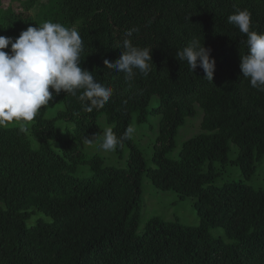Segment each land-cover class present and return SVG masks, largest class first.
Masks as SVG:
<instances>
[{
	"label": "trees",
	"instance_id": "trees-1",
	"mask_svg": "<svg viewBox=\"0 0 264 264\" xmlns=\"http://www.w3.org/2000/svg\"><path fill=\"white\" fill-rule=\"evenodd\" d=\"M14 1L23 10H6L0 35L15 39L46 21L76 29L81 66L113 95L88 113L62 91L29 129L0 127V264H264V188L248 183L264 159V91L242 75L247 37L228 22L246 9L252 30L264 32V0ZM134 27L139 31L125 36ZM193 38L211 49L213 82L201 67L192 72L176 58ZM124 39L152 49L148 75L136 70L128 81L107 69L104 60L121 56ZM154 96L159 105L152 113L161 120L152 167L132 139L115 150L129 149L126 168L106 166L80 149L79 142L99 140L103 115L118 137L133 119L146 123ZM59 104L64 108L46 118ZM196 107L203 113L201 131L183 144L179 159H170L179 128L196 116ZM57 122L74 129L63 133ZM231 143L238 148L233 158ZM79 166L92 175L78 177ZM228 167H238L242 178L218 185ZM143 176L160 191L194 198L200 224L154 216L139 234ZM217 228L225 240L212 235Z\"/></svg>",
	"mask_w": 264,
	"mask_h": 264
},
{
	"label": "clouds",
	"instance_id": "clouds-1",
	"mask_svg": "<svg viewBox=\"0 0 264 264\" xmlns=\"http://www.w3.org/2000/svg\"><path fill=\"white\" fill-rule=\"evenodd\" d=\"M228 22L247 37L248 52L241 55L242 75L250 79L253 88L264 91V32L252 30L251 13L246 9L234 11ZM138 31V28H131L125 36L131 37ZM9 46L10 51H5ZM118 48L122 49L118 59L104 60L107 69L123 72L128 81L136 75V70L148 75L153 62L152 49L134 46L129 39H124L122 47ZM82 51L79 32L59 22L46 21L38 27L29 26L15 39L0 35V127L18 124L24 131L26 123L33 121L38 111L62 91L76 97L84 112L104 108L113 89L102 85L92 71L81 66ZM176 58L186 62L192 72L201 67L204 78L213 82L216 60L200 39H191L176 52ZM135 132L136 128L129 125L118 137L108 127L99 146L106 152L115 151L118 146L123 147L125 140L132 139Z\"/></svg>",
	"mask_w": 264,
	"mask_h": 264
},
{
	"label": "rangeland",
	"instance_id": "rangeland-1",
	"mask_svg": "<svg viewBox=\"0 0 264 264\" xmlns=\"http://www.w3.org/2000/svg\"><path fill=\"white\" fill-rule=\"evenodd\" d=\"M0 18H2L9 7L14 8L16 11H21L22 6L19 2L14 0H0ZM35 10L31 11V14H35ZM159 105L158 97H152L150 104L147 108V122L143 124H137L135 119H133L131 125L136 128V132L132 137L133 143L141 150L145 160L149 167H152V156L154 154V148L156 139L159 134L160 120L161 116L152 113L153 109L157 108ZM64 106L62 104L56 105L54 108L49 109L46 113V118H52L55 116L57 111L62 110ZM197 114L193 118H187L183 126L179 128L176 137V148L168 155L170 159L177 160L180 157V152L182 150L183 144L194 135L201 131V121L203 117L202 110L196 107ZM31 122L26 123L25 130L29 129ZM98 123L103 131L101 137L98 141L92 144H86L79 142L80 149L87 155H98L104 159L106 166L115 168H126L127 160L129 156V149L127 147L123 148V152L118 155L116 151H103L100 148V143L104 135V130L108 127L112 128V125L108 124L105 115L99 117ZM57 128L64 133V129L68 130L74 129V124L57 122ZM20 128L18 124H11L6 128ZM34 144L35 141L33 140ZM231 145V152L229 156L233 158L237 152L238 148L234 144ZM35 146V145H34ZM54 149L58 150V144L52 142ZM78 177H89L92 175L88 167L79 166L77 170ZM242 178L241 171L238 167H228L226 174L221 177L217 184L221 185L227 180H240ZM253 188H264V159L258 164L257 172L253 178L248 182ZM143 199L144 204L141 212V221L138 233H142L145 223L152 217L158 216L165 221H172L178 218L180 223L185 226H198L200 224V218L196 214L195 210V199L186 197L183 200L173 191H160L157 189L151 181L143 176L142 181ZM38 217H44L42 214L37 213L35 215ZM30 223V221L28 222ZM212 235L215 237H221L225 240V230L222 228H217L211 231Z\"/></svg>",
	"mask_w": 264,
	"mask_h": 264
}]
</instances>
